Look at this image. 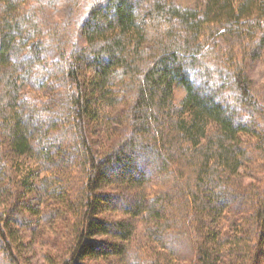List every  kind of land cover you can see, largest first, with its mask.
Instances as JSON below:
<instances>
[{
	"label": "trees",
	"instance_id": "trees-1",
	"mask_svg": "<svg viewBox=\"0 0 264 264\" xmlns=\"http://www.w3.org/2000/svg\"><path fill=\"white\" fill-rule=\"evenodd\" d=\"M0 264H264V0H0Z\"/></svg>",
	"mask_w": 264,
	"mask_h": 264
},
{
	"label": "rangeland",
	"instance_id": "rangeland-1",
	"mask_svg": "<svg viewBox=\"0 0 264 264\" xmlns=\"http://www.w3.org/2000/svg\"><path fill=\"white\" fill-rule=\"evenodd\" d=\"M180 2L182 4L190 5V6L197 5V0H180ZM259 69H260V66L258 63H255L252 65L251 70H250V74L252 75L253 78H257L259 76ZM182 97H183V91L180 88H178L176 90V98H177V101L179 103L181 102ZM135 166H137V169L139 170V172H142V173L148 175L149 177L153 176V172H152L151 168L149 167V164L147 161H142L141 159L136 160ZM123 206H128V205L124 204Z\"/></svg>",
	"mask_w": 264,
	"mask_h": 264
}]
</instances>
